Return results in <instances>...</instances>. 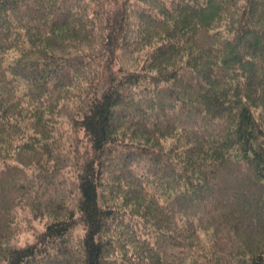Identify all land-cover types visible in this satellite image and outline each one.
I'll use <instances>...</instances> for the list:
<instances>
[{
	"label": "trees",
	"instance_id": "1",
	"mask_svg": "<svg viewBox=\"0 0 264 264\" xmlns=\"http://www.w3.org/2000/svg\"><path fill=\"white\" fill-rule=\"evenodd\" d=\"M0 264H264V0H0Z\"/></svg>",
	"mask_w": 264,
	"mask_h": 264
}]
</instances>
